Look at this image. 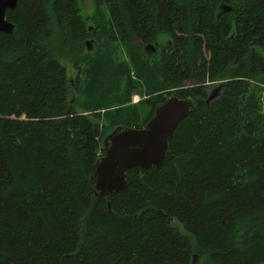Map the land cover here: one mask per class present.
Returning a JSON list of instances; mask_svg holds the SVG:
<instances>
[{
	"label": "trees",
	"instance_id": "trees-1",
	"mask_svg": "<svg viewBox=\"0 0 264 264\" xmlns=\"http://www.w3.org/2000/svg\"><path fill=\"white\" fill-rule=\"evenodd\" d=\"M94 2L109 16L99 34L77 0H18L7 12L15 31L0 33V264H264V0ZM162 35L170 40L147 55ZM216 83L221 94L207 104ZM172 94L195 109L164 165L128 171L130 187L91 211L104 138L145 127ZM133 95V109L96 121L99 108Z\"/></svg>",
	"mask_w": 264,
	"mask_h": 264
},
{
	"label": "water",
	"instance_id": "water-1",
	"mask_svg": "<svg viewBox=\"0 0 264 264\" xmlns=\"http://www.w3.org/2000/svg\"><path fill=\"white\" fill-rule=\"evenodd\" d=\"M18 0H0V33L13 34L15 25L6 18L8 11L17 8ZM232 7L224 4L222 12L228 13ZM91 43L87 44L90 51ZM148 50L155 48L148 46ZM222 85L212 89L206 100L210 104L220 96ZM195 109L191 98H179L172 94L158 105L153 118L143 128L118 126L103 140L104 155L96 164L90 180L93 206L105 198H113L127 190L131 180L127 174L134 168L144 171L164 165L170 148V141L178 125Z\"/></svg>",
	"mask_w": 264,
	"mask_h": 264
},
{
	"label": "rangeland",
	"instance_id": "rangeland-1",
	"mask_svg": "<svg viewBox=\"0 0 264 264\" xmlns=\"http://www.w3.org/2000/svg\"><path fill=\"white\" fill-rule=\"evenodd\" d=\"M77 2L79 4L80 10H81V15L84 18V20L86 21V25H87V28L89 29V31L90 32H97L98 34L100 32H102L104 30L105 23L108 22V17H109L106 7H102V10H101L102 12L97 13L94 0H77ZM168 40H170L169 36L162 35L157 40L156 43H151V44L145 46L144 52L147 55L149 54V56L152 57L156 53V51L155 50L152 51L151 49L147 50L148 46H150V47L153 46L157 50L159 48L160 44L164 45V44H166V42ZM89 42L91 43V45H89L91 50L90 51L88 50V51L90 53H95L98 50L97 41L91 37L88 40V43ZM87 48H88V46H87ZM118 49H119V52L117 55L118 60L121 62V64H124L125 66L130 67L132 69V64H131L129 57H128L127 53L125 52V50L122 48L120 49L119 47H118ZM61 63L67 68V78L69 79V81L71 83H74V80L77 77V73H76L75 69L73 68L71 62L62 60ZM131 76L135 81L139 82V80L137 79L134 72L131 73ZM218 83H216L215 86H213V88L211 87L210 91H211V89L216 88V86L219 85ZM263 94H264V92H263ZM144 99H149V97L144 96L142 98V100H144ZM140 100H141V97H139L138 95H133L131 97V99H129L125 102L123 101L122 105L111 104L106 109H100L99 108L95 113L100 114V118L96 119V121L102 125H107V122L104 120V115L107 112H115V110L117 111V109H122V110L133 109V107H135L136 104H138ZM116 104H119V103H116ZM86 114L90 115V113H86ZM96 114H94V115H96ZM202 263H203V260L196 259V260L192 261L190 264H202Z\"/></svg>",
	"mask_w": 264,
	"mask_h": 264
},
{
	"label": "flooded vegetation",
	"instance_id": "flooded-vegetation-1",
	"mask_svg": "<svg viewBox=\"0 0 264 264\" xmlns=\"http://www.w3.org/2000/svg\"><path fill=\"white\" fill-rule=\"evenodd\" d=\"M148 50V49H147Z\"/></svg>",
	"mask_w": 264,
	"mask_h": 264
}]
</instances>
